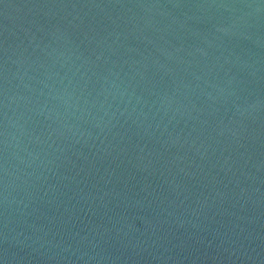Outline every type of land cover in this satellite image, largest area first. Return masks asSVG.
Here are the masks:
<instances>
[{"label":"water","instance_id":"95a60500","mask_svg":"<svg viewBox=\"0 0 264 264\" xmlns=\"http://www.w3.org/2000/svg\"><path fill=\"white\" fill-rule=\"evenodd\" d=\"M0 264H264V0H0Z\"/></svg>","mask_w":264,"mask_h":264}]
</instances>
